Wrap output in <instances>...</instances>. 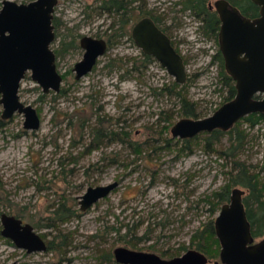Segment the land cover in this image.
<instances>
[{
	"label": "rangeland",
	"instance_id": "rangeland-1",
	"mask_svg": "<svg viewBox=\"0 0 264 264\" xmlns=\"http://www.w3.org/2000/svg\"><path fill=\"white\" fill-rule=\"evenodd\" d=\"M226 1L247 17L258 15L243 13L244 0ZM99 2L60 4L74 24L84 7L90 15ZM185 3L136 2V18L151 14L175 42L186 70L182 85L154 60L145 67L140 61L133 70L131 58L142 59L139 49L127 37L119 39L116 26L108 31L116 20L112 15L94 13L82 21L79 34L114 38L90 73L76 79L66 72L59 92L44 93L29 72L20 83L19 100L35 108L38 129H25L19 113L3 119L0 105V215L29 223L47 246L31 253L18 248L1 235L0 219V264H119L112 254L117 246L165 259L179 256L198 250L194 234L220 209L213 214V193L225 189L240 169L264 182V120L253 126L239 120L232 133L218 137L199 133L185 141L171 133L181 118L209 116L228 96L218 33L208 35ZM69 35L59 31L58 41ZM81 53L67 54L58 72L70 70ZM182 94L198 117L184 115ZM114 181L118 185L106 197L80 209L88 187ZM235 187L244 191L243 199L249 195L244 186ZM198 251L206 264H220V243L218 254L210 247Z\"/></svg>",
	"mask_w": 264,
	"mask_h": 264
},
{
	"label": "water",
	"instance_id": "water-1",
	"mask_svg": "<svg viewBox=\"0 0 264 264\" xmlns=\"http://www.w3.org/2000/svg\"><path fill=\"white\" fill-rule=\"evenodd\" d=\"M258 7L254 18L243 15L226 0H217L220 27L219 51L225 72L232 78L235 95L220 105L212 114L203 118H181L171 128L174 137L192 138L199 133L215 129L223 132L251 113L264 114V0H251ZM55 0H34L19 4L3 0L0 8V105L1 117L14 113L23 115L27 130L39 127L35 108L19 100L18 91L26 73L44 93L59 92L61 76L54 64V54L49 45L53 40L50 25ZM139 47L152 54L175 82L186 80V70L180 55L171 46L168 37L150 18H143L134 30ZM82 59L74 65L76 78L89 71L96 58L103 54V40L84 37ZM117 181L105 185L90 186L80 196V209L85 210L99 199L106 197ZM238 187L231 190L229 200L220 206L213 224L220 243L221 264H264V237L258 241L251 233L242 196ZM3 237L11 239L18 248L28 253L46 250V243L29 223L2 213L0 215ZM115 262L119 264H206V255L196 249H187L179 256L168 259L154 253L137 251L124 246L113 249ZM214 264H218L215 261Z\"/></svg>",
	"mask_w": 264,
	"mask_h": 264
},
{
	"label": "flooded vegetation",
	"instance_id": "flooded-vegetation-1",
	"mask_svg": "<svg viewBox=\"0 0 264 264\" xmlns=\"http://www.w3.org/2000/svg\"><path fill=\"white\" fill-rule=\"evenodd\" d=\"M2 1L0 3V8L2 6ZM11 1H13V0H11ZM32 1H34V0H27V1H24V2L19 3V4H27V3L32 2ZM61 1L62 0H55V3H54L53 8H52V12H51V19H50V25L52 26V32H53V40L50 42L49 48L54 54V64H55L57 72H58L57 65H58L59 61L63 60L67 56V54H70L75 49H80L82 51L81 58L79 60H77L73 64V67L70 70L65 71V73L58 72L59 75L61 76V81L66 77V75L68 73L73 74L74 78H76V71L74 70V65L82 59L83 54L85 52V49L82 46V39L84 37H90L92 39L103 40L104 43H105V50H104L103 54H101L100 56H98L96 58V62L93 65L91 71L94 69V66L98 62V59L101 56H103L107 52L108 48L111 46V42H112V39L114 38V35L112 37H110L108 35H107V37H105V36L104 37L103 36H99V37L95 36L94 37V36L79 34V28H80V25H81L82 21L84 22V20L88 19L87 17H91L94 13H97L99 16L100 15H108V16L111 17V15H112V17L114 19H116V20H115L114 24L108 29V31L113 30V28L116 26L114 28V30H113V33H116L117 37L119 39L127 37L128 40L131 41L134 44V46L139 49V51H140L139 55L142 58L141 60L138 59L137 56L132 57V58L130 57L131 60H132L131 68H133V70H138L139 69V67H140L139 62L140 61L142 63L141 64L142 67H145V64H144L145 62H149L151 60L159 62L152 54H149V53L145 52L141 47H139L138 44L135 41L134 30H135L136 25L138 24V22L140 20H142L143 18H150L155 23L157 28L160 31H162V33H164L168 37L171 46L175 49V51L180 55V57L183 60L182 55L179 53V51L175 47V42L170 38V36L166 32L165 28L162 27L158 23V20L157 19L155 20L154 16H152L151 14H145V15L138 16L136 18V10H137L136 2L138 0H100L99 4L97 6V9L96 10L95 9L91 10V12H90L91 14L90 15H89L88 12H86V7H84V9H82L78 13V17L79 18L74 24H70L69 20L64 18L65 11L61 7V5H62V4H60ZM216 1L217 0H214L211 3V1L208 0L207 1V8L210 11L216 13L217 18H218V26L220 27L219 15H218L217 9L215 7V2ZM16 3H18V2H16ZM213 4H214L215 8L213 7ZM191 13L196 18H198V20L201 22V25L203 26L204 23L207 20L206 16L204 14L201 15V14H196L194 12H191ZM59 31H70L71 35L68 36V38H69L68 41L67 40H62V39L58 41V32ZM108 31L104 30L105 33H108ZM218 31H219V29H218ZM57 41H58V43L55 45V43ZM160 65H161V63H160ZM163 68L166 70L165 67H163ZM91 71H89L88 73H90ZM66 72H68V73H66ZM182 84L183 83H178V85H182ZM242 200H243V198H242ZM251 233H252V231H251ZM263 237H264V235L262 237L258 238L256 241L262 239ZM220 264H221V262H220Z\"/></svg>",
	"mask_w": 264,
	"mask_h": 264
},
{
	"label": "trees",
	"instance_id": "trees-1",
	"mask_svg": "<svg viewBox=\"0 0 264 264\" xmlns=\"http://www.w3.org/2000/svg\"><path fill=\"white\" fill-rule=\"evenodd\" d=\"M208 0H186L185 7L187 9H191L192 12L196 14H201L206 16V25H203L204 31L208 35L217 36L218 33V18L215 12L210 11L207 8L206 2ZM245 3H242L243 13L249 16H256L258 14V7L251 0H244ZM251 14V15H250ZM156 20V18H155ZM218 59L220 61V67L222 70V76L224 78L225 85L228 88V96L225 101L230 100L235 95V87L232 78L225 73L223 67V59L221 53L218 54ZM179 94V92H178ZM180 102L182 103V109L184 111L185 116H193L198 117L197 112L193 110V106L187 101L185 95H181L179 97ZM184 107V108H183ZM186 108V109H185ZM264 120L263 113H251L245 117H243L239 122H248L250 125H255L258 121ZM234 129V126L226 132L215 129L210 132L211 136L218 137L219 135H224L226 133L231 132ZM185 141L188 139H184ZM233 145V144H232ZM234 146H232L233 148ZM249 170L240 169L237 178H233L230 180V183L223 189L222 191L213 193L212 201H210L213 205V214L217 212L221 204L227 202L229 200L230 192L233 187L236 185H242L248 189L249 195L244 197L243 203L246 208L247 218L253 227L256 224L255 229H252V235L261 237L263 235V223H264V182H259L257 180L256 174H249ZM206 234V236H205ZM214 224L213 221H209L204 231L196 232L194 234V243L196 244V248L203 252L208 251V247H210V252H214L218 254L219 251V243L218 239L215 237ZM134 246L133 244H130ZM214 247L213 249L211 247ZM109 259H111V254L109 255Z\"/></svg>",
	"mask_w": 264,
	"mask_h": 264
}]
</instances>
